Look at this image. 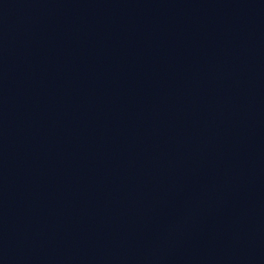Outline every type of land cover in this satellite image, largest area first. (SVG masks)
<instances>
[{
    "label": "water",
    "instance_id": "95a60500",
    "mask_svg": "<svg viewBox=\"0 0 264 264\" xmlns=\"http://www.w3.org/2000/svg\"><path fill=\"white\" fill-rule=\"evenodd\" d=\"M0 264H264V15L0 0Z\"/></svg>",
    "mask_w": 264,
    "mask_h": 264
}]
</instances>
